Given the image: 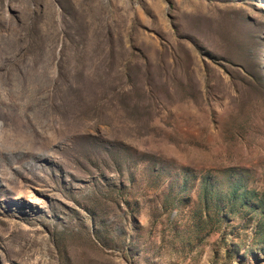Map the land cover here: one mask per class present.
I'll return each mask as SVG.
<instances>
[{"label":"rangeland","instance_id":"1","mask_svg":"<svg viewBox=\"0 0 264 264\" xmlns=\"http://www.w3.org/2000/svg\"><path fill=\"white\" fill-rule=\"evenodd\" d=\"M0 264H264V0H0Z\"/></svg>","mask_w":264,"mask_h":264}]
</instances>
